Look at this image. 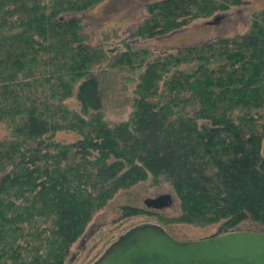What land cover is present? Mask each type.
<instances>
[{
	"label": "trees",
	"instance_id": "obj_1",
	"mask_svg": "<svg viewBox=\"0 0 264 264\" xmlns=\"http://www.w3.org/2000/svg\"><path fill=\"white\" fill-rule=\"evenodd\" d=\"M102 1L0 0V122L10 137L0 143V264H70L94 214L145 181L168 184L180 216L130 207L124 217L149 216L167 233L175 221L216 225L212 236L264 228V9L243 34L117 54L87 45L80 21L65 18ZM146 1L135 31L146 39L243 3ZM101 63L137 72L123 121L103 119ZM60 130L81 138L61 144Z\"/></svg>",
	"mask_w": 264,
	"mask_h": 264
},
{
	"label": "rangeland",
	"instance_id": "obj_2",
	"mask_svg": "<svg viewBox=\"0 0 264 264\" xmlns=\"http://www.w3.org/2000/svg\"><path fill=\"white\" fill-rule=\"evenodd\" d=\"M146 5V0H103L90 9L68 14L65 18L80 21L84 42L89 46H103L107 51L117 54L125 52L127 46L165 53L243 34L250 26L252 15L264 9V0H243L240 6L225 13L209 19L194 20L180 30L155 39L135 35V31L149 17ZM215 17H219L216 22ZM113 68L108 63H101L95 70L105 89L103 119L116 123L128 116L132 101L130 79L136 81L137 72H112ZM65 103L78 109L74 98L67 99ZM8 127L6 122H0V143L10 138ZM80 138L78 134L67 130L57 131L54 135V139L61 144H71ZM160 196H170L167 207L160 210L145 207L146 200ZM130 207L160 213L174 220L181 214L179 200L163 181L158 184L139 182L130 188L121 189L94 214L82 237L71 246L70 253L74 259L70 264H90L128 228L143 223L152 224L154 220L149 216L124 217L123 208ZM216 228V225L199 227L183 221L166 225L168 233L178 241L208 238L216 233ZM239 231L262 232L264 228L245 222Z\"/></svg>",
	"mask_w": 264,
	"mask_h": 264
},
{
	"label": "water",
	"instance_id": "obj_3",
	"mask_svg": "<svg viewBox=\"0 0 264 264\" xmlns=\"http://www.w3.org/2000/svg\"><path fill=\"white\" fill-rule=\"evenodd\" d=\"M169 204L170 196L145 201L153 210ZM92 264H264V233L237 231L178 241L160 226L143 223L120 235Z\"/></svg>",
	"mask_w": 264,
	"mask_h": 264
}]
</instances>
